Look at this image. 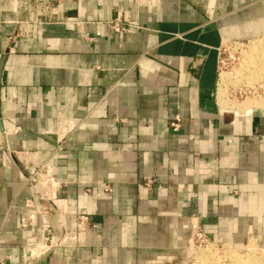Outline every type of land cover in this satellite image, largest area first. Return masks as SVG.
Listing matches in <instances>:
<instances>
[{
  "label": "crops",
  "instance_id": "obj_1",
  "mask_svg": "<svg viewBox=\"0 0 264 264\" xmlns=\"http://www.w3.org/2000/svg\"><path fill=\"white\" fill-rule=\"evenodd\" d=\"M263 35L264 0H0V260L185 264L194 225L264 251V107L217 97Z\"/></svg>",
  "mask_w": 264,
  "mask_h": 264
},
{
  "label": "rangeland",
  "instance_id": "obj_2",
  "mask_svg": "<svg viewBox=\"0 0 264 264\" xmlns=\"http://www.w3.org/2000/svg\"><path fill=\"white\" fill-rule=\"evenodd\" d=\"M263 44L264 35L247 40H227V42L222 43L219 50L218 62L220 70L218 75L220 77L221 74H226L229 78V82L227 86L223 87H221L218 82L217 97L220 101H226L225 103L230 104L243 103L251 99L254 101L257 99L264 101V63H260L261 67L257 66L260 60L258 57L255 59V55H253L254 60L252 63H248L247 60H245L246 56L250 54L251 46H262ZM222 88L224 90L223 93ZM245 88H258L259 93L263 95L259 94V97H255L254 95L253 97L249 96L245 98L239 94L241 90ZM247 249V247H244L236 250L226 246L216 245L209 240L206 244L200 242L196 237L192 236L190 232L187 241L188 261L185 264H203V256H205V254L206 256L217 258L219 264H229L224 256L225 252L232 255L234 259H238L237 262L239 264H258L259 257H264V251L256 246V253L251 254Z\"/></svg>",
  "mask_w": 264,
  "mask_h": 264
},
{
  "label": "bare ground",
  "instance_id": "obj_3",
  "mask_svg": "<svg viewBox=\"0 0 264 264\" xmlns=\"http://www.w3.org/2000/svg\"><path fill=\"white\" fill-rule=\"evenodd\" d=\"M253 55H255V59L258 57V59L260 61L258 62L257 66H260L261 67L260 63H264L263 62L264 61V44L262 46H257V45L251 46V48H250V54L246 56L245 60H247L248 63L249 62L252 63L253 60H254V56ZM255 62H256V60H255ZM261 70H263V69H261ZM228 82H229L228 76L226 74H221L220 77H219L220 86L221 87L227 86ZM259 88H261V87H259ZM251 89L255 92V97H259V94H262V93L257 92L258 91V88L257 89L251 88ZM223 91L224 90L222 88V93H223ZM219 92H221V91H219ZM220 102H221V104H220L221 106H223V107H228L229 106L232 109L237 110V111H243L245 109L254 108V107H264V101H262L260 99H257L255 101L251 99V100H248L246 102L238 103V104H236V103L235 104L225 103L226 101L225 102L220 101ZM247 248H248L247 251L251 252V254L252 253H256L255 246L252 245L251 243L247 246ZM224 256H225V258H226V260H227V262L229 264H239L237 262L238 259L237 260L234 259V257L232 255H230L229 253L225 252L224 253ZM202 263L203 264H219L217 258H213L211 256H206V254H205V256H203V262ZM257 263L258 264H264V257H259Z\"/></svg>",
  "mask_w": 264,
  "mask_h": 264
},
{
  "label": "built area",
  "instance_id": "obj_4",
  "mask_svg": "<svg viewBox=\"0 0 264 264\" xmlns=\"http://www.w3.org/2000/svg\"><path fill=\"white\" fill-rule=\"evenodd\" d=\"M58 1V0H56ZM124 26L127 25H119V28L116 29L118 30H122L124 28ZM219 62L217 61V72L219 73ZM259 92V91H257ZM242 96H244L245 98L251 96L253 97L255 95V92L251 89V88H245L243 90H241V92L239 93ZM244 98V99H245ZM169 128L172 132H177L180 128V124H179V119L176 117L174 119H172V121L169 123ZM37 174L36 170H31L29 172V179L32 180L34 178V176ZM147 184H150V182H148ZM106 192H110V189L108 187L105 188ZM88 225L90 224V218L88 216V214L85 211H82L79 213V215L77 216L76 222H75V229L76 231H83L84 229H86L88 227ZM191 235L196 237L200 242L203 243H208L207 238L205 237V235L200 231L199 227L197 225H194L191 227ZM7 258H4L2 260H0V264H4V261Z\"/></svg>",
  "mask_w": 264,
  "mask_h": 264
},
{
  "label": "water",
  "instance_id": "obj_5",
  "mask_svg": "<svg viewBox=\"0 0 264 264\" xmlns=\"http://www.w3.org/2000/svg\"><path fill=\"white\" fill-rule=\"evenodd\" d=\"M110 17V19L109 20H111V13H110V15H109ZM1 70H2V65H1V67H0V73H1ZM52 248H50L47 252H46V254L43 256V257H45V256H47L49 253H51L52 252Z\"/></svg>",
  "mask_w": 264,
  "mask_h": 264
}]
</instances>
